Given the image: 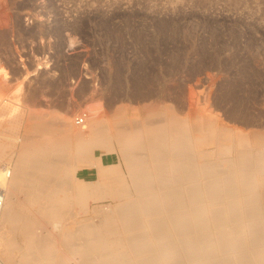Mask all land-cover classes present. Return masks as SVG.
Returning <instances> with one entry per match:
<instances>
[{
  "label": "bare ground",
  "instance_id": "obj_1",
  "mask_svg": "<svg viewBox=\"0 0 264 264\" xmlns=\"http://www.w3.org/2000/svg\"><path fill=\"white\" fill-rule=\"evenodd\" d=\"M14 4L0 0V33ZM16 93L0 90V117H18L7 128L29 117L21 137L0 133L3 264H264V154L247 137L159 102L150 117L86 115L90 138L74 136ZM97 149L119 150L120 162Z\"/></svg>",
  "mask_w": 264,
  "mask_h": 264
},
{
  "label": "rangeland",
  "instance_id": "obj_2",
  "mask_svg": "<svg viewBox=\"0 0 264 264\" xmlns=\"http://www.w3.org/2000/svg\"><path fill=\"white\" fill-rule=\"evenodd\" d=\"M9 1L14 19L0 33L9 77L0 90L42 100L56 130L90 138L87 120L76 126V117H150L159 102L176 117L229 127L264 154V0ZM17 118L0 117V133L21 137L29 117L7 128ZM95 152L120 162L117 149ZM78 176L97 178L94 169Z\"/></svg>",
  "mask_w": 264,
  "mask_h": 264
},
{
  "label": "built area",
  "instance_id": "obj_3",
  "mask_svg": "<svg viewBox=\"0 0 264 264\" xmlns=\"http://www.w3.org/2000/svg\"><path fill=\"white\" fill-rule=\"evenodd\" d=\"M85 121H86V114L80 117H76L74 122L76 126H82L85 124ZM5 174L8 177L10 174V170L6 169ZM4 206H5V190L0 186V219L2 216ZM0 264H3V263L0 261Z\"/></svg>",
  "mask_w": 264,
  "mask_h": 264
},
{
  "label": "crops",
  "instance_id": "obj_4",
  "mask_svg": "<svg viewBox=\"0 0 264 264\" xmlns=\"http://www.w3.org/2000/svg\"><path fill=\"white\" fill-rule=\"evenodd\" d=\"M101 159H102L103 163L105 164L104 159L102 157H101ZM106 165H108V164H106Z\"/></svg>",
  "mask_w": 264,
  "mask_h": 264
}]
</instances>
